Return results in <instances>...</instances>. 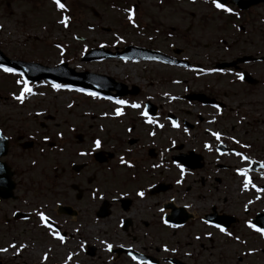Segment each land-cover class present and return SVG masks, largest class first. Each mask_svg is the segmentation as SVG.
I'll return each mask as SVG.
<instances>
[{"label":"rangeland","instance_id":"rangeland-1","mask_svg":"<svg viewBox=\"0 0 264 264\" xmlns=\"http://www.w3.org/2000/svg\"><path fill=\"white\" fill-rule=\"evenodd\" d=\"M127 45L177 55L194 67L82 61L91 49ZM0 48L12 60L50 68L66 62L78 73L107 75L130 92L139 90L121 104L111 103L46 82L33 87L19 74L0 68V130L13 139L5 159L16 173L18 197L0 204V264H135L109 251L119 245L192 264H264V234L250 225L264 207V179L242 188L233 170L216 171L215 155L206 157L207 168L200 173L149 157V149L165 152L180 141L193 149V132L184 140L169 121L161 117L149 124L142 111L130 106V100L143 104L150 99L164 112L195 123L194 104L175 95L188 88L194 92L209 80L222 83L234 97L230 106L246 117L247 141L262 161V87L248 89L232 71L198 76L210 73L215 63L264 55V6L241 13L233 7H217L211 0H66L63 5L53 0H0ZM244 69L264 78V63ZM43 137L61 146L44 143ZM99 151L113 158L102 165L94 159ZM202 177H218L225 183L217 187L213 179L215 189L202 187ZM157 183L172 188L149 196L148 190ZM73 184L82 189V199H77ZM124 197L131 200L127 212L118 203ZM103 198L111 204L110 215L99 219L96 212ZM171 200L178 206L190 205L195 219L184 227L166 225L163 205ZM58 203L74 207L79 215L72 220L60 217ZM213 204L217 211L236 217L230 230L202 221ZM46 207L49 216L74 234L72 240L52 237L41 225L35 213ZM15 211H31L32 218L13 220ZM123 217L133 221L126 232L121 228ZM87 245L96 248L94 256L85 254Z\"/></svg>","mask_w":264,"mask_h":264},{"label":"flooded vegetation","instance_id":"flooded-vegetation-1","mask_svg":"<svg viewBox=\"0 0 264 264\" xmlns=\"http://www.w3.org/2000/svg\"><path fill=\"white\" fill-rule=\"evenodd\" d=\"M264 56V55H263ZM264 63V62H262ZM242 71H246L243 67L241 68ZM237 73H242V71H236ZM248 71V70H247ZM246 71V72H247ZM252 77H254V71H248ZM256 78V77H255ZM257 83L255 85H248V89H254L256 87H262V91L264 92V78H256ZM211 80L208 81V83H202L198 85V89L194 91L199 98L194 102L195 108H196V115H195V123H193L192 130H193V136H194V143H193V149L190 148L191 144L188 143L187 141H180L178 144H175L177 146H170L168 149H165L164 151H161L158 153L155 148L153 150L155 151L156 155H159L160 158L162 159V162L168 163L167 156L170 154L171 147H178V149H181V151L188 153L192 150L196 151L197 153L201 154L204 156L205 162H206V157L209 156H224L225 157V163L219 161L215 164V169L217 172H230L231 168L233 165H238L241 169V175L243 176L244 179V184L246 186L253 185L256 182L264 179V164L256 158V154L253 150V148L250 147L249 142L246 139V135L248 134L247 132V126L244 124V120H246V117L244 116H239L238 112L239 109L233 108L230 105L233 104L234 97L230 96L228 92H226V87L222 83L219 85L214 83H210ZM244 84V83H243ZM215 100L214 105H208L204 104L203 100ZM237 102V101H236ZM235 102V103H236ZM233 114H235L236 119H234ZM264 125V122L260 121V125L262 127ZM227 127V129H225ZM183 128H185V125H183ZM228 128H231L228 130ZM133 130V128H132ZM188 135L187 133L182 134V137ZM192 137V136H191ZM184 140H187L188 137H183ZM80 140V139H79ZM197 140V143L195 141ZM44 143H46V140H42ZM81 141V140H80ZM186 142V143H185ZM52 145H57L61 146V143H54L53 141L49 142ZM136 146L138 145V141L133 142ZM131 143V145L133 144ZM118 146V143H117ZM183 146V148H182ZM57 148V147H55ZM152 149V148H151ZM101 152V151H99ZM101 158V161H104L105 165L106 163H109V160L112 159L108 156L104 155L103 152ZM149 150L148 153L149 154ZM108 157V158H107ZM110 158V159H109ZM257 165H253V164ZM257 166L258 169L255 172L250 171L251 166ZM207 168V162L206 165L203 169L201 170H196L195 172H204ZM253 174H257V177H252ZM214 179V180H213ZM213 179L209 178L208 180L204 177L200 178V185L202 187L205 186H212V180L217 187H222V185L225 183V181L222 179H219L218 177H214ZM243 179L242 181H237L241 185L243 184ZM210 183V184H209ZM212 189H215L216 187H211ZM72 189L77 192V199H82L83 191L78 185H72ZM217 195V191L214 193V198ZM18 199V197H17ZM16 199V200H17ZM105 199H102V203ZM225 201H227V198H224ZM1 203V202H0ZM118 203L120 204L121 210L124 212H127L130 207H131V200L130 199H120L118 200ZM59 204H57V210L56 213L57 215H60L59 211L62 210ZM61 206L67 207V208H72L73 211L76 213V217L79 215V211L76 210L74 207L62 204ZM100 208V207H99ZM216 209V212L218 214H222V211H217V207L215 204L211 205V210ZM48 208H40V210L35 213L37 218H46L48 222L51 225L56 224V221L49 216L48 213ZM261 210L264 211V207L261 208ZM17 212H21L24 214L22 215V220L30 221L29 219L32 218V213L30 212H24V211H15L13 214H16ZM68 213L71 211L67 210ZM98 212V210H97ZM211 212V211H210ZM261 212V211H260ZM209 213V212H208ZM207 214V213H206ZM205 214V215H206ZM225 214V213H224ZM232 215V214H229ZM14 216V215H13ZM60 217H63L60 215ZM67 219L72 220V217L66 215L65 216ZM54 223H52V222ZM58 224V223H57ZM59 228L56 226V230L49 229V235L54 237L55 235H58L62 239H72L74 234L70 233L69 230L66 228H63L64 225L61 226V224H58ZM65 227V226H64ZM60 230V231H59ZM51 233V234H50ZM63 235V236H62ZM66 236V237H64Z\"/></svg>","mask_w":264,"mask_h":264},{"label":"water","instance_id":"water-1","mask_svg":"<svg viewBox=\"0 0 264 264\" xmlns=\"http://www.w3.org/2000/svg\"><path fill=\"white\" fill-rule=\"evenodd\" d=\"M229 0H218L221 4H227ZM234 3L238 4L240 8L247 9L248 7L252 5H257L260 3H264V0H232ZM104 52L103 50L97 51H91L89 54H87L83 60L85 61H94V60H101L104 58H110L114 57L109 55L108 52L101 54ZM126 52H132L133 58H143V59H152V58H164L161 55H159L156 52L153 51H146V50H140V49H133L128 48ZM101 54V55H100ZM251 60L249 58H245L240 60V62H245ZM0 64H5L8 66H11L15 69H18L26 74V76L31 81H39V80H54L57 82L65 83V84H72L78 87H82L88 90L97 91L101 94H110L111 90H119L120 86L119 84L116 85L112 80L106 77L98 76V75H92L89 73H76L74 70L69 69L67 65H62L60 68L54 70L49 68H44L40 65L35 64H26L22 62H15L7 59L1 52H0ZM225 66H235V63L232 64H226ZM60 70V71H58ZM40 71V72H38ZM64 72V73H62ZM108 86L107 84H109ZM107 83V84H106ZM7 153V144L4 142V144L1 145L0 143V157L5 155ZM0 195L1 197H10L13 190V184L9 182L8 184H4L5 180L11 179V174L9 168L3 164H0ZM106 209L103 208L102 212H104ZM178 211H175L176 213ZM172 219V218H171ZM229 222H227V218H221V224L228 225ZM258 226H261L264 228V216H259L255 222ZM141 261H150L153 264H159L157 260H155L153 257H142ZM174 264H182L178 260H171Z\"/></svg>","mask_w":264,"mask_h":264}]
</instances>
